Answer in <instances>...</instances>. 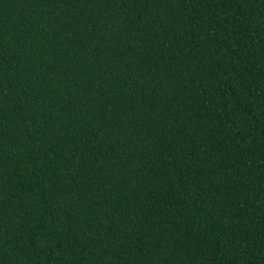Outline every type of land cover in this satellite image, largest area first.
<instances>
[{"label":"trees","instance_id":"obj_1","mask_svg":"<svg viewBox=\"0 0 264 264\" xmlns=\"http://www.w3.org/2000/svg\"><path fill=\"white\" fill-rule=\"evenodd\" d=\"M0 264H264V0H0Z\"/></svg>","mask_w":264,"mask_h":264}]
</instances>
